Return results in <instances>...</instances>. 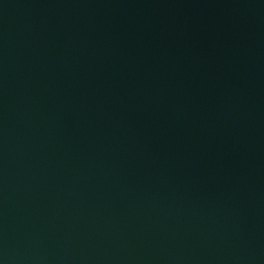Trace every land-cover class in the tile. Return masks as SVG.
<instances>
[{"label":"water","instance_id":"water-1","mask_svg":"<svg viewBox=\"0 0 264 264\" xmlns=\"http://www.w3.org/2000/svg\"><path fill=\"white\" fill-rule=\"evenodd\" d=\"M0 264H264V0H0Z\"/></svg>","mask_w":264,"mask_h":264}]
</instances>
